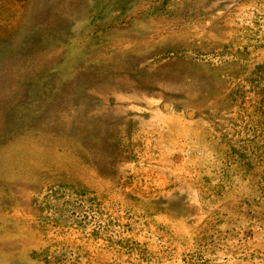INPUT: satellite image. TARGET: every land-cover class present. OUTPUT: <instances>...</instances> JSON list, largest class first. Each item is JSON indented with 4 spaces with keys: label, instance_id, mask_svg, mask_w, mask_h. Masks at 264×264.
I'll use <instances>...</instances> for the list:
<instances>
[{
    "label": "rangeland",
    "instance_id": "obj_1",
    "mask_svg": "<svg viewBox=\"0 0 264 264\" xmlns=\"http://www.w3.org/2000/svg\"><path fill=\"white\" fill-rule=\"evenodd\" d=\"M0 264H264V0H0Z\"/></svg>",
    "mask_w": 264,
    "mask_h": 264
},
{
    "label": "water",
    "instance_id": "obj_2",
    "mask_svg": "<svg viewBox=\"0 0 264 264\" xmlns=\"http://www.w3.org/2000/svg\"><path fill=\"white\" fill-rule=\"evenodd\" d=\"M190 115H192V112H190Z\"/></svg>",
    "mask_w": 264,
    "mask_h": 264
}]
</instances>
